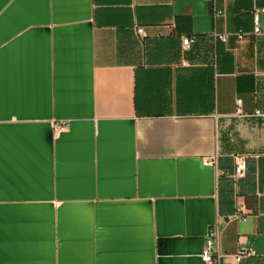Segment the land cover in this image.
<instances>
[{"label":"crops","instance_id":"crops-1","mask_svg":"<svg viewBox=\"0 0 264 264\" xmlns=\"http://www.w3.org/2000/svg\"><path fill=\"white\" fill-rule=\"evenodd\" d=\"M253 7L264 0H0V264H206L212 224L221 263L264 264ZM241 246L255 255L235 262Z\"/></svg>","mask_w":264,"mask_h":264},{"label":"built area","instance_id":"built-area-1","mask_svg":"<svg viewBox=\"0 0 264 264\" xmlns=\"http://www.w3.org/2000/svg\"><path fill=\"white\" fill-rule=\"evenodd\" d=\"M264 11V7H253L251 9V19H252V33L253 34H260L264 36V31H262L258 25V14L260 12ZM220 12L213 10L212 16L216 17L219 16ZM137 33L144 36V32L142 27H138L136 29ZM243 33L241 31H236L235 36L240 39L242 37ZM210 36L212 39H220L223 40L225 35L222 33H216L212 32L210 33ZM181 42V48L185 49L188 47L189 43L191 42V38L187 36H182L180 38ZM235 103L238 105L239 104V99L235 101ZM253 114L263 118L264 120V113L260 112L258 110H254ZM67 126L66 123H60L56 122L53 124L54 130L60 131L65 129ZM204 164H209V165H214L215 164V157H206L203 159ZM245 169V157L243 155H234L233 156V166H232V172H231V178L236 179L239 178L243 175ZM233 218H240L244 220L246 218V215L243 212L242 206L237 205L233 211L232 214ZM218 233V227L216 224L209 225L206 232H205V237L204 241L201 247V251L199 254V257L201 261H203L206 264H229V263H221L220 262V255L217 253V251L213 248V243L214 240L217 236ZM255 255V251L253 250L252 247L250 246H241L239 247L236 252L231 256L233 261L239 262L245 258L251 257Z\"/></svg>","mask_w":264,"mask_h":264}]
</instances>
